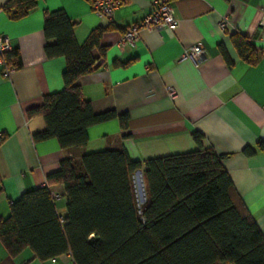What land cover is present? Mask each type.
Returning <instances> with one entry per match:
<instances>
[{"label":"crops","instance_id":"0c3cea01","mask_svg":"<svg viewBox=\"0 0 264 264\" xmlns=\"http://www.w3.org/2000/svg\"><path fill=\"white\" fill-rule=\"evenodd\" d=\"M36 1L28 15L14 20L4 9L8 0H0V35L20 56L9 78L0 67V217L9 215L11 203L24 192L47 186L65 158L123 148L144 162L211 148L224 156L223 166L264 236V150L259 147L264 142V0H172L180 20L176 29H143L135 43L125 45L123 33L152 11V0H122L113 21L99 17L89 0ZM56 10L66 12L79 44L95 28L104 29L105 56L77 84L95 113L115 110L129 117L126 129L118 118L91 126L84 148L63 149L56 138L36 140L34 135L46 129L45 119L27 116L45 95L64 88L66 59L45 52L44 14ZM234 34L254 45L255 64L241 59ZM196 44L207 51L199 68L181 59ZM168 87L175 90L173 97ZM49 188L64 216V185ZM0 264L76 263L69 252L41 260L26 248L12 256L0 240Z\"/></svg>","mask_w":264,"mask_h":264},{"label":"trees","instance_id":"16d2710c","mask_svg":"<svg viewBox=\"0 0 264 264\" xmlns=\"http://www.w3.org/2000/svg\"><path fill=\"white\" fill-rule=\"evenodd\" d=\"M36 5V0H8L4 9L17 20ZM44 32L47 56H63L66 68L63 90L27 110L29 118L42 116L46 122L34 138H56L63 149L84 148L91 126L118 118L126 129V113H95L77 84L105 56L104 29L95 28L79 44L66 12L56 10L45 12ZM231 38L243 61H258L247 37ZM7 59L20 65L18 50ZM194 136L201 138L200 133ZM259 147L264 150L263 141ZM223 159L211 148L144 162L131 159L123 148L65 158L61 169L48 176L47 186L26 191L11 203L9 215L0 217V240L12 256L26 248L41 260L69 252L76 264H264V236ZM141 170L147 200L140 211L133 176ZM51 184L65 187L64 216L57 212Z\"/></svg>","mask_w":264,"mask_h":264},{"label":"built area","instance_id":"2783aa9c","mask_svg":"<svg viewBox=\"0 0 264 264\" xmlns=\"http://www.w3.org/2000/svg\"><path fill=\"white\" fill-rule=\"evenodd\" d=\"M93 11L101 18L113 21L115 10L121 5L122 0H89ZM153 9L139 23L129 27L122 35L121 43H135L139 39L140 31L143 29H169L174 30L179 26L180 20L176 16L175 7L172 0H152ZM225 25L224 21L221 23ZM12 51V45L8 38L0 35V67L5 78H9L11 73L18 66L10 64L7 55ZM207 58V51L201 44L189 47L181 56V59H190L196 68H199ZM169 96L175 95L172 87L167 88ZM138 175V179L136 177ZM134 189L138 207L141 211L142 206L146 203V187L143 173L137 171L133 176ZM53 198L57 197L53 193ZM142 199V202H141Z\"/></svg>","mask_w":264,"mask_h":264},{"label":"rangeland","instance_id":"374dc122","mask_svg":"<svg viewBox=\"0 0 264 264\" xmlns=\"http://www.w3.org/2000/svg\"><path fill=\"white\" fill-rule=\"evenodd\" d=\"M95 148H97V147H95ZM90 150V149H89ZM100 150H104V149H100ZM99 151V150H98ZM93 152V151H92ZM136 177H137V179H138V175H136ZM141 202H142V199H141Z\"/></svg>","mask_w":264,"mask_h":264}]
</instances>
